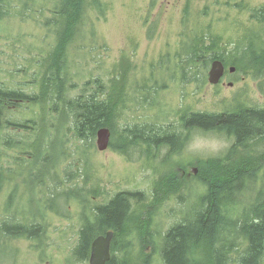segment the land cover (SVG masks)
Listing matches in <instances>:
<instances>
[{
  "label": "rangeland",
  "instance_id": "obj_1",
  "mask_svg": "<svg viewBox=\"0 0 264 264\" xmlns=\"http://www.w3.org/2000/svg\"><path fill=\"white\" fill-rule=\"evenodd\" d=\"M56 1L28 0L18 5L13 2L8 15L0 19V87L24 91L31 96L39 93L42 63L57 44V27L48 26ZM101 1L107 6L106 14L94 9L86 13L84 29L70 46L65 73L69 88L71 85L76 87L67 91L66 97L79 96L87 82L102 78L105 83L116 75L120 76L121 70H126L125 98H143L144 89L156 85L152 80L159 82L160 91L151 94V98L158 99L156 106L161 108L158 128L176 122L185 110L220 114L233 111L238 103L264 108V78L255 80L251 73L240 71L235 64L229 63L228 74L221 85L213 86L208 80L204 85L198 83L193 76L199 71L191 72L189 77L193 80L188 83L183 79L178 63L182 56L181 48L190 39L188 35H192V21L197 23L198 30L204 28L203 33L220 36L222 51L226 54L238 48L241 37L252 32L263 35L264 24L257 16L264 9V0ZM188 6L192 11L191 23L185 26L183 22ZM259 45L257 43L255 47ZM252 53V50L248 53L250 58ZM230 67H236L237 71L230 72ZM230 83L234 85L230 86ZM11 103L4 111L5 124L0 131V172L9 178V183H4L0 192V222L3 219L28 227L39 226L41 228L37 230L43 238L42 242L17 238L10 241L9 246L0 238V264H90L89 259L82 260L76 254L80 240L78 233L83 225L80 218L83 213L89 216L91 207L107 203L121 192L143 193L147 200L133 201L134 210L146 215L149 211L156 220L145 236L151 243L147 249L139 245L137 234L126 238L131 243L129 247L123 245L126 240H119L124 251L119 253L117 264L121 262L122 254L126 258L129 256L131 262L139 254H147L149 259L145 264H150V261L157 264L160 253L153 252V246L158 249L156 237L158 239L159 235L181 223L199 204H195L198 198L206 193L193 169L201 167L204 160L208 162L225 157L234 143L222 134L210 133L226 144L218 154L208 157L192 154L186 151V145L178 148V153L171 157L170 148L163 147L156 151L152 162L146 157H128L114 148L99 152L97 139L93 147L83 150L70 130V119L65 113L58 112L52 102L43 104L46 108L24 100ZM156 106L154 112L159 110ZM148 107L134 104L131 110L137 115L141 109L152 113ZM24 123L26 127H21ZM120 127H117L120 131L114 137L115 145L122 136V124ZM204 134L209 133L186 131L187 144L195 135ZM37 151L41 153L38 159L34 158ZM59 152L65 154L62 160L56 157ZM87 164H90L89 173L82 171ZM45 166L48 170L39 173ZM178 167L186 168L181 174L188 183L185 193L146 210L160 173L169 176L168 171L175 168L177 172ZM70 172H77L75 180L72 177L67 180ZM55 174L60 176L56 180L59 186L52 179ZM14 185L20 186V190L12 198L11 207L5 211L4 206L14 192ZM38 185H43V188L39 187L41 190L34 194L32 188ZM75 185L80 190H87L88 193L83 195L84 203L83 199L69 197L65 202L64 197H57V194L72 192ZM259 188L256 184L255 191ZM93 190L95 194H92ZM256 197L257 194L251 190L239 201L247 204ZM52 198H55V203L50 204ZM51 205L56 211L50 208ZM39 206L45 213L38 211ZM152 229L157 236L152 231L150 233Z\"/></svg>",
  "mask_w": 264,
  "mask_h": 264
},
{
  "label": "trees",
  "instance_id": "obj_2",
  "mask_svg": "<svg viewBox=\"0 0 264 264\" xmlns=\"http://www.w3.org/2000/svg\"><path fill=\"white\" fill-rule=\"evenodd\" d=\"M13 2L18 5L28 0H0V19L8 15ZM91 9L105 15L107 6L101 0L56 1L48 26L57 27V44L42 63L40 91L31 96L24 91L0 87V131L5 124L6 107L12 104L11 102L20 103L24 100L29 104H40L43 108H46L43 104L52 102L58 112L65 113L72 124L70 130L74 132V137L81 143L83 150L94 146L98 131L104 127L112 131L111 148L121 151L128 157L133 155L139 158L146 157L150 162L155 161L156 151L163 147L170 148L171 157L176 155L178 148L187 145L186 131L198 129L204 133H219L228 137L234 143L225 157L208 162L204 160L200 164L201 167H196L200 172L194 176L200 179L203 188H206V193L195 203L199 202V204L184 217L181 223L172 226L164 235H159L158 239L156 237L158 249L153 246V252L160 253L157 264H264V108L238 103L233 111L220 114L190 113L189 110H185L180 113L176 122L158 128L161 108L156 106L158 99L151 98V94L160 91L159 82L156 79L152 80L156 85L151 89L146 87L145 94L142 93L141 96L143 98H125L126 70H121L120 76L116 75L105 83L102 78L87 82L79 96L66 97L67 91L76 87L71 85V89L69 88V79L65 73L70 46L84 29L86 24L84 16ZM191 12L188 6L183 22L185 26L191 23ZM257 17L264 24V9ZM192 24V35H188L190 39L181 48L182 56L178 61L185 81L190 83L194 78L198 83L206 84L209 67L214 60H222L226 65L235 64L240 71L251 73L255 80L264 78V41H262L264 33L262 35L252 32L241 37L238 48L233 53L226 54L222 51L220 36H214L209 32L203 33L204 28L198 30L197 23L192 21ZM257 43L260 45L255 47ZM251 50L253 53L250 58L248 53ZM192 71H199L198 76L195 74L190 78ZM134 104L145 108L149 106L152 113H145L141 109L137 115L131 110ZM155 106L159 109L156 112L153 110ZM120 124L123 126L122 136L115 145L114 137L120 131L117 129ZM21 127H26L25 123ZM39 151L34 158L38 159L41 156ZM81 152L85 159L89 160L85 152ZM64 156L65 154L59 152L56 157L62 160ZM174 169L168 171L169 176L163 175L164 172L160 173L154 195L148 202L146 210L150 206L163 205L170 197L185 193L188 183L181 174L186 168L178 167L177 172ZM47 170L48 167L45 166L39 173ZM82 171L89 173L90 164L85 165ZM56 174L52 176L55 181L60 177ZM76 176L77 172H70L67 180L70 181L71 177L75 180ZM48 177L50 179V176ZM8 179L6 174L0 172V192L4 183H9ZM256 184L260 187L257 191H255ZM17 185H14V192L10 194L4 206L5 211L12 205V198L20 187ZM56 185L59 186V182L56 181ZM42 186L32 188L33 193L38 194ZM251 190L257 194L255 200L247 204L242 203V200L239 201L242 195L245 196V193ZM87 193V190H80L75 185L72 192L57 194V197H64L65 202L68 201L67 198L74 197L78 200L83 199L84 203L83 195ZM92 194H95L94 190ZM146 200V196L141 192H121L107 203L91 207L89 216L83 213L80 218L83 225L78 233L80 240L76 249L77 256L87 260L94 238L110 230L114 231L115 239L113 257L109 264H117L119 253L124 251L119 240L124 242L126 238H131L132 234H137L139 245L144 249L151 246L150 239L145 236L147 230L155 225L156 219L151 212L148 211L147 215L143 212L138 213L133 206V201ZM49 203H55V198ZM50 208L56 211L55 206L51 205ZM38 211L45 213L40 206ZM11 222L3 219L0 222V238L4 239L5 245L9 246V242L17 238L42 242L43 237L37 230L41 227L35 225L28 227ZM151 231L157 236L153 229L150 233ZM123 245L129 247L131 243L126 240ZM122 255L119 264H145V260L149 259L147 254H139L136 260L131 262L129 256L126 258L124 254ZM152 260H155L154 256ZM150 264L154 263L150 261Z\"/></svg>",
  "mask_w": 264,
  "mask_h": 264
},
{
  "label": "water",
  "instance_id": "obj_3",
  "mask_svg": "<svg viewBox=\"0 0 264 264\" xmlns=\"http://www.w3.org/2000/svg\"><path fill=\"white\" fill-rule=\"evenodd\" d=\"M208 74V82L215 86L219 85L225 76V64L222 60H214L211 63ZM231 72L236 71V67L230 68ZM233 86V83H230ZM112 131L107 128H101L97 133V149L99 152H105L111 148ZM115 237L114 232H108L106 235L99 236L92 245L90 264H109L112 260V243Z\"/></svg>",
  "mask_w": 264,
  "mask_h": 264
},
{
  "label": "clouds",
  "instance_id": "obj_4",
  "mask_svg": "<svg viewBox=\"0 0 264 264\" xmlns=\"http://www.w3.org/2000/svg\"><path fill=\"white\" fill-rule=\"evenodd\" d=\"M226 147L225 142L213 134L195 135L187 144L186 151L204 157L214 156Z\"/></svg>",
  "mask_w": 264,
  "mask_h": 264
},
{
  "label": "flooded vegetation",
  "instance_id": "obj_5",
  "mask_svg": "<svg viewBox=\"0 0 264 264\" xmlns=\"http://www.w3.org/2000/svg\"><path fill=\"white\" fill-rule=\"evenodd\" d=\"M225 64V63H224ZM225 67H226V70H225V76H224V78L227 76V74H228V66L225 64ZM231 68V67H230ZM230 68H229V71H230ZM237 71V70H236ZM231 72V71H230ZM223 78V79H224ZM223 79H222V81H221V83L223 82ZM221 83L219 84V85H221ZM233 85H234V83H233ZM215 86H218V85H215ZM198 130V129H197ZM200 131V130H199ZM228 138V137H227ZM229 140H231V139H229ZM233 141V140H232ZM234 142V141H233ZM233 146V145H232ZM231 146V147H232ZM199 172H200V170L199 169H193V173H194V175H198L199 174ZM184 173V172H183ZM108 232H114L113 230H110V231H108ZM108 232H105V233H102V234H100L99 236H102V235H106ZM99 236H97L96 238H94V240L92 241V245H93V242L99 237ZM114 239H115V237H114ZM114 239H113V243H112V254H113V247H114ZM92 245H91V250H90V256H89V260H90V257H91V253H92ZM90 263V262H89Z\"/></svg>",
  "mask_w": 264,
  "mask_h": 264
}]
</instances>
